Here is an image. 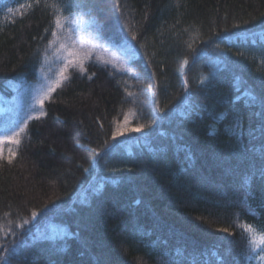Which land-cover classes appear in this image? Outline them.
Returning <instances> with one entry per match:
<instances>
[{"label":"trees","instance_id":"1","mask_svg":"<svg viewBox=\"0 0 264 264\" xmlns=\"http://www.w3.org/2000/svg\"><path fill=\"white\" fill-rule=\"evenodd\" d=\"M53 5L127 66L69 70L0 159V224L16 233L0 257L255 264L240 225L264 227V0H0V110L37 81Z\"/></svg>","mask_w":264,"mask_h":264},{"label":"rangeland","instance_id":"2","mask_svg":"<svg viewBox=\"0 0 264 264\" xmlns=\"http://www.w3.org/2000/svg\"><path fill=\"white\" fill-rule=\"evenodd\" d=\"M69 20H70L69 26L73 30L71 33L72 35L71 42L74 44L75 49L79 51L81 46H83L84 50L90 53L89 58L84 62V66L86 65L87 62L91 60H97L104 64L114 66L118 69H123L125 68V66H127L128 53L123 51L119 52L113 49L112 47H110L109 45L100 43L97 39L91 36L88 33L89 27L91 26V22L89 20L79 16H71L69 17ZM58 40L60 43L65 42L63 35H59ZM61 51L62 49L59 47L58 43L51 44L50 52L44 60L43 68L40 72L37 81L29 85L26 89H24L22 92L17 94L15 97L5 99V103L8 106L4 109L2 108L0 110V113H6L7 111H10L12 107H16L18 109L14 114L15 116L13 118L14 121H12L13 125H11L10 127L13 128L11 130L0 129V136L10 133L13 130H16L18 126H20L22 122L25 120H27V123L33 120L34 118L33 119H28V118L30 116H34L36 113L41 111L40 106L37 104L36 101L43 87L47 86L51 80L57 78L58 70L62 66L60 60ZM64 55L66 56L67 53H64ZM72 68L75 67L69 68L68 72ZM45 77H48V79H45ZM48 99H46L44 103ZM43 111H44V106H43ZM23 135L24 134L22 133L20 136V143H21V137H23ZM18 146L12 144L8 140H4L2 143H0V159H3L4 157L6 158L11 157L12 154L10 153L9 149H11L12 152L15 153ZM255 264H257V261Z\"/></svg>","mask_w":264,"mask_h":264},{"label":"snow or ice","instance_id":"3","mask_svg":"<svg viewBox=\"0 0 264 264\" xmlns=\"http://www.w3.org/2000/svg\"><path fill=\"white\" fill-rule=\"evenodd\" d=\"M37 3H39V0H36ZM55 8V15H54V24H55V30L52 32L53 40L49 41V44L58 43L59 47L62 49L60 53V60H61V68L58 70L57 78L54 80H51L47 86L43 87L39 97L37 98V104L40 106L41 111L36 113L34 116H30L28 119H39L41 116L45 115L43 111L44 101L48 99L51 96V93L55 91L56 88H59L64 81L69 79V73L68 69L71 67L78 68L81 73L85 71L84 69V62L89 58L90 53L84 50L83 46H81L80 50L77 51L75 49L74 44L72 41V29L69 26L70 20L69 17L64 16L62 14V9L57 6L53 5ZM118 7V5H117ZM12 9H9V12H12ZM126 26V25H125ZM63 35L64 36V43H60L58 40V36ZM133 39H135V34L132 36ZM64 53H67L65 56ZM107 63V62H106ZM188 61H185V64H187ZM45 79H48V77H45ZM91 79V77H89ZM127 118H125V126L123 127H117L115 131L113 132V138L117 135H122L125 131H128L126 126ZM145 126L141 125L139 127H136L134 129H131V131L134 132H141L143 131ZM27 128V120L23 121L20 126L16 130L11 131L10 133L4 134L0 136V143H2L4 140L10 141L12 144L19 145L20 143V136L22 133L25 132V129ZM106 147H109L107 144ZM115 146H112V149L114 150ZM10 153L14 155L15 153L12 152L11 149H9ZM95 152L96 150L93 149ZM98 154V153H97ZM11 162V160H9ZM87 171V169H85ZM7 215V214H6ZM36 213H32V219H35ZM29 223V220L24 219L21 223L17 224V227L23 228L24 225H27ZM240 227L243 228V231L248 234L247 237V245L250 249V255L248 256L249 260L255 259L257 261V264H264V227L260 229H256L252 227L251 225L243 224L240 225ZM224 231H227V229H224ZM11 233L12 235H15L16 233L13 232L10 228L8 229V232H5V225L0 224V235L6 236L7 234ZM5 244L0 243V249H4ZM7 250V249H6ZM14 250V249H13ZM0 264H9L7 257H0Z\"/></svg>","mask_w":264,"mask_h":264}]
</instances>
